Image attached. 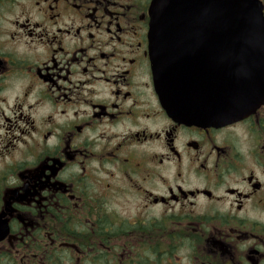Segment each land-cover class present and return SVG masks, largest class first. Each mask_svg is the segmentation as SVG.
<instances>
[{"label":"flooded vegetation","instance_id":"obj_1","mask_svg":"<svg viewBox=\"0 0 264 264\" xmlns=\"http://www.w3.org/2000/svg\"><path fill=\"white\" fill-rule=\"evenodd\" d=\"M153 1L0 0V264H264V92L165 98Z\"/></svg>","mask_w":264,"mask_h":264},{"label":"water","instance_id":"obj_2","mask_svg":"<svg viewBox=\"0 0 264 264\" xmlns=\"http://www.w3.org/2000/svg\"><path fill=\"white\" fill-rule=\"evenodd\" d=\"M148 41L165 98L188 96L196 108L211 84L216 103L203 107L220 120L264 92V17L256 0H154Z\"/></svg>","mask_w":264,"mask_h":264},{"label":"rangeland","instance_id":"obj_3","mask_svg":"<svg viewBox=\"0 0 264 264\" xmlns=\"http://www.w3.org/2000/svg\"><path fill=\"white\" fill-rule=\"evenodd\" d=\"M13 260H15V262H17V260H16V259H13Z\"/></svg>","mask_w":264,"mask_h":264}]
</instances>
